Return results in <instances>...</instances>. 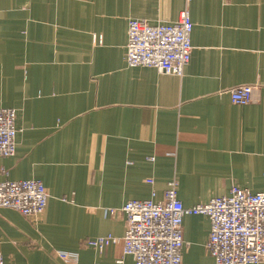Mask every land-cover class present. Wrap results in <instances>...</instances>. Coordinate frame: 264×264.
<instances>
[{"label":"crops","instance_id":"obj_1","mask_svg":"<svg viewBox=\"0 0 264 264\" xmlns=\"http://www.w3.org/2000/svg\"><path fill=\"white\" fill-rule=\"evenodd\" d=\"M185 4L0 0V107L16 109L18 130L0 179H39L48 194L37 217L0 207L4 264H134L121 244L83 241L122 236L119 208L162 200L172 179L184 206L232 185L264 192V0H189L182 76L125 65L128 20L173 22ZM240 84L253 85L244 105L227 93ZM209 227L183 217L181 264H215Z\"/></svg>","mask_w":264,"mask_h":264},{"label":"built area","instance_id":"obj_2","mask_svg":"<svg viewBox=\"0 0 264 264\" xmlns=\"http://www.w3.org/2000/svg\"><path fill=\"white\" fill-rule=\"evenodd\" d=\"M189 0L173 22L150 23L146 19L128 20L124 60L128 67H151L160 73L182 76L190 60V35L193 23ZM100 42L98 35H93ZM253 85L240 84L227 90L234 104L252 99ZM17 111L0 107V157L14 155ZM152 159V158H150ZM152 183V179H146ZM48 194L39 179H0V207L24 216L37 217L46 206ZM109 209V213H114ZM126 228L122 236L111 234L87 238L84 245L103 251L110 244H121L122 255H130L134 264H181L187 245L182 235L185 215L201 214L209 219L205 249L215 264H259L264 261V192H251L232 185L228 194L205 203L184 206L177 196V181L170 180L163 199H131L119 208ZM59 252L61 259L69 257ZM0 264H4L0 252ZM115 264H124L123 256Z\"/></svg>","mask_w":264,"mask_h":264}]
</instances>
